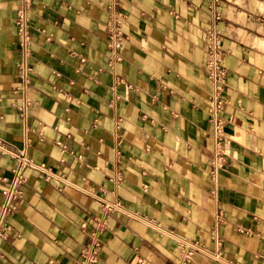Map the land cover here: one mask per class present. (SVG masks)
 I'll return each instance as SVG.
<instances>
[{
	"label": "crops",
	"instance_id": "0c3cea01",
	"mask_svg": "<svg viewBox=\"0 0 264 264\" xmlns=\"http://www.w3.org/2000/svg\"><path fill=\"white\" fill-rule=\"evenodd\" d=\"M107 4L33 0L26 130L16 106L18 0H0V140L70 182L27 170L0 264H77L104 214L93 189L124 205L107 216L96 264L177 261L175 238L142 218L233 264H264V0H120L126 39L115 70ZM211 27L228 68L220 148L207 114ZM15 164L0 152V178ZM193 264L227 263L197 254Z\"/></svg>",
	"mask_w": 264,
	"mask_h": 264
},
{
	"label": "built area",
	"instance_id": "2783aa9c",
	"mask_svg": "<svg viewBox=\"0 0 264 264\" xmlns=\"http://www.w3.org/2000/svg\"><path fill=\"white\" fill-rule=\"evenodd\" d=\"M120 0H108L106 11L110 19L109 26V65L113 70L123 59L122 46L126 39L123 31V24L126 20L125 14L119 9ZM33 10V0H18V8L16 11V35L17 48L19 51V59L17 68L19 73V82L16 86L18 99L16 106L20 116L28 129L29 109L32 105L30 97L31 75L34 67L30 62L33 46V31L31 26V13ZM207 34V50H206V66L208 71V79L211 84L209 94V106L207 109L208 120L213 125V137L216 145L220 148L223 138L225 137V127L227 120L221 115L227 99L225 91L227 86L228 68L224 63L225 51L222 45V33L215 27L208 28ZM117 81L120 77L116 76ZM0 152L13 158L16 162L12 170V176L9 179L0 178L7 181V185L2 189L3 199L0 203V240L9 238L13 231V226L9 222V217L15 213L18 208L24 184L27 182V170L33 169L41 172L47 181H51L57 186L69 185L70 182L64 174H60L52 170L45 163H37L30 158L26 150H13L0 140ZM223 156L217 149V153L213 160V175L216 174L218 167L221 166ZM115 182L121 180L120 176L114 178ZM88 194L95 195L99 198L104 210L103 216L94 218L96 221V229L92 232L91 241L82 248L77 264H96L99 259V250L101 247L100 234L108 224V214L113 211H123L124 205L120 199L107 201L95 194V190H87ZM144 222L156 228L162 235L174 237L177 242V248L180 256L173 264H193L197 254H203L214 260L233 264L229 262L220 250H209L201 241L183 236H177L174 232L164 227L161 223L151 219L142 218ZM217 220H221V212L217 215ZM139 264H144L143 260H139Z\"/></svg>",
	"mask_w": 264,
	"mask_h": 264
},
{
	"label": "rangeland",
	"instance_id": "374dc122",
	"mask_svg": "<svg viewBox=\"0 0 264 264\" xmlns=\"http://www.w3.org/2000/svg\"><path fill=\"white\" fill-rule=\"evenodd\" d=\"M255 4H257L258 6H260V7H262L263 6V4L262 3H259V2H257V1H255Z\"/></svg>",
	"mask_w": 264,
	"mask_h": 264
}]
</instances>
